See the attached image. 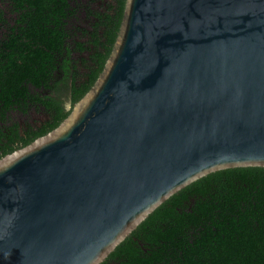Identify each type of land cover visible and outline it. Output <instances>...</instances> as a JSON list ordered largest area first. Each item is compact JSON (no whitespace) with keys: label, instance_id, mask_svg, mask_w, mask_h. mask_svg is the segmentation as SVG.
<instances>
[{"label":"water","instance_id":"water-1","mask_svg":"<svg viewBox=\"0 0 264 264\" xmlns=\"http://www.w3.org/2000/svg\"><path fill=\"white\" fill-rule=\"evenodd\" d=\"M66 108L0 158V264H99L180 188L264 167V0H125Z\"/></svg>","mask_w":264,"mask_h":264},{"label":"trees","instance_id":"trees-1","mask_svg":"<svg viewBox=\"0 0 264 264\" xmlns=\"http://www.w3.org/2000/svg\"><path fill=\"white\" fill-rule=\"evenodd\" d=\"M124 1L3 0L0 158L56 127L91 87ZM99 264H264V167L220 169L180 188Z\"/></svg>","mask_w":264,"mask_h":264},{"label":"flooded vegetation","instance_id":"flooded-vegetation-1","mask_svg":"<svg viewBox=\"0 0 264 264\" xmlns=\"http://www.w3.org/2000/svg\"><path fill=\"white\" fill-rule=\"evenodd\" d=\"M4 12L5 10L3 7V0H0V37L3 35V31H4V26H3V21H2Z\"/></svg>","mask_w":264,"mask_h":264}]
</instances>
